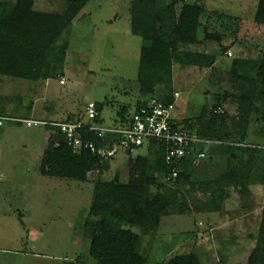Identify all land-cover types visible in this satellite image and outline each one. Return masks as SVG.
<instances>
[{
    "label": "rangeland",
    "instance_id": "obj_1",
    "mask_svg": "<svg viewBox=\"0 0 264 264\" xmlns=\"http://www.w3.org/2000/svg\"><path fill=\"white\" fill-rule=\"evenodd\" d=\"M14 1L1 0L0 12ZM132 1L89 0L49 50L45 63L50 65V78L33 82L0 74V116L28 119L38 101L51 115L64 114L68 105L74 116L84 117L93 101L102 106V126L115 127L121 122L119 110L131 115L149 95L171 96L178 91L173 113L177 121L191 119L199 129L208 126L214 112L225 111L221 131L264 146L263 110L241 98L232 71L234 59H264V24L255 20L258 0L177 2L178 11L184 2L202 5L205 11L197 42L181 43L178 50L216 55V61L210 67L184 65L173 55L171 88L152 84L146 92L138 81L142 38L131 31ZM34 8L62 13L65 4L35 0ZM65 41H69L65 60L57 64ZM62 77L65 84H60ZM103 137L107 150L116 152L103 168L90 172L86 182H78L40 173L46 127H27L22 121L0 126V264H95L85 225L95 183L116 177L127 183L129 159L138 154L154 161L152 152L120 148L112 132ZM235 164H245L249 178L225 182L222 177ZM172 182L165 187L177 191L174 199L181 210L165 209L158 228L143 234L142 252L149 264L189 252L197 253L203 264H248L264 205V152L220 150L202 161L189 181ZM171 189L153 186L150 194ZM123 226L142 233L140 227Z\"/></svg>",
    "mask_w": 264,
    "mask_h": 264
},
{
    "label": "trees",
    "instance_id": "obj_2",
    "mask_svg": "<svg viewBox=\"0 0 264 264\" xmlns=\"http://www.w3.org/2000/svg\"><path fill=\"white\" fill-rule=\"evenodd\" d=\"M61 1L65 4L62 13L38 10L34 8L35 0H15L11 5L5 3L2 6L0 74L33 82L51 77L50 65L45 63L49 50L89 2V0ZM165 1L133 0L130 4L131 31L142 38L138 81L144 92L147 91L148 85L152 84H162L171 88L173 55L184 65L200 67L212 66L217 58L216 55H207L204 52L178 50L181 43L197 42L201 26L200 18L205 12L202 5L184 2L178 11L177 2L180 0H170L168 4ZM255 20L264 24V0H258ZM209 36L207 35V38ZM68 48L69 41H65L60 46L59 55L55 61L57 64L64 62ZM232 71L237 77L241 98L250 101L252 105L259 104L263 110L262 119H264V59L253 62L234 59ZM149 96L157 97L162 101L173 99V95L168 96L165 93ZM144 101H139L136 107L138 108ZM96 104L100 115L102 106ZM204 112L206 113L205 110ZM213 114L208 126L201 125L199 129H194L191 119L176 121L201 136L246 142L244 136L236 139L221 131L226 118L225 111ZM99 115L96 122L102 124ZM118 115L121 122H126L132 114L130 115L128 110H119ZM82 119V115L72 114L67 120ZM46 129L48 138L40 161V173L43 176L86 182L90 172L105 166L109 157L99 153V149L106 146L105 140L97 133L83 129L85 140L93 142L96 151L85 149L81 153H76L68 146L66 135L60 128L47 126ZM152 143L151 146L144 147V150L152 152L154 161H151L149 155L142 154H138L134 159L130 158V179L127 183H122L118 177L111 181L95 183L90 216L85 223L90 236L89 253L95 264H149V257L142 252L143 234L158 228L165 209L181 210L178 201L174 199L177 191L165 187V184L169 182L166 176L173 170H177L178 176L173 182L171 181L172 183L181 184L189 181L194 169L202 163L193 160L194 154L203 147L195 149L192 155L168 164L165 144L159 141ZM220 150L264 152V149L259 147L222 145L208 149L204 160L211 159ZM246 168L245 164H235V167L230 169L228 175H224L222 179H225V182H237L241 180L240 177H244L242 180L248 179ZM153 186L171 190L157 191L152 196L150 188ZM124 224L140 227L142 233L125 228ZM158 264L203 263L197 253L189 252L178 254ZM248 264H264V205L256 245L249 256Z\"/></svg>",
    "mask_w": 264,
    "mask_h": 264
},
{
    "label": "built area",
    "instance_id": "obj_3",
    "mask_svg": "<svg viewBox=\"0 0 264 264\" xmlns=\"http://www.w3.org/2000/svg\"><path fill=\"white\" fill-rule=\"evenodd\" d=\"M228 55L232 56L233 52L228 51ZM65 81V77L60 79L61 84H64ZM179 97L180 93L178 91L174 93L172 101H162L157 97H149L138 108H135L128 121L120 122L115 127H104L96 122L99 113L97 104L93 101L87 104L82 120L54 121L39 118L18 119L0 116V126L7 121H22L27 127L56 126L66 135L68 146L76 153H81L85 149L96 151L95 144L85 140L83 133L85 128L101 137L106 131L114 133L119 147L128 152L144 149V147L151 146L153 141H159L165 144L166 162L168 164L187 155L194 154L195 149L201 146L203 149L195 152L193 158L197 163L202 162L207 157V150L212 147L233 145L264 149V146L247 142L226 141L220 138L201 136L178 124L176 119L174 120L173 113L176 107V100ZM115 152L116 149L108 151L106 146L99 149V153L106 157L113 156ZM177 176L178 171L173 170L171 174L166 176V180L169 182L174 181Z\"/></svg>",
    "mask_w": 264,
    "mask_h": 264
},
{
    "label": "crops",
    "instance_id": "obj_4",
    "mask_svg": "<svg viewBox=\"0 0 264 264\" xmlns=\"http://www.w3.org/2000/svg\"><path fill=\"white\" fill-rule=\"evenodd\" d=\"M45 96H47V95H45ZM48 96H49V94H48ZM47 115H50V116L47 117ZM71 115H72V111H71V108L69 109L68 105L65 108L64 114H62V115L52 114L51 115L50 113L45 112L44 109H41V107L38 104V101H36L33 105V108L31 109V115L29 118H39V119H50V120H56V121H63V120H67ZM47 133H48V130H47ZM47 138H48V134H47ZM232 221H230V222L229 221H223V222L226 224V223H231Z\"/></svg>",
    "mask_w": 264,
    "mask_h": 264
}]
</instances>
